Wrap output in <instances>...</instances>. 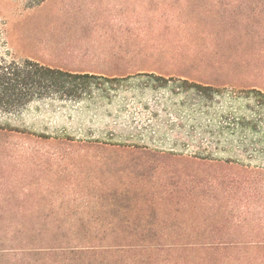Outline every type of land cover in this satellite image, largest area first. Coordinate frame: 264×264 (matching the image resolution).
Masks as SVG:
<instances>
[{"label": "rangeland", "instance_id": "1", "mask_svg": "<svg viewBox=\"0 0 264 264\" xmlns=\"http://www.w3.org/2000/svg\"><path fill=\"white\" fill-rule=\"evenodd\" d=\"M5 53L95 77L0 115V264H264V0H0Z\"/></svg>", "mask_w": 264, "mask_h": 264}, {"label": "trees", "instance_id": "2", "mask_svg": "<svg viewBox=\"0 0 264 264\" xmlns=\"http://www.w3.org/2000/svg\"><path fill=\"white\" fill-rule=\"evenodd\" d=\"M94 77L47 66L29 58L0 54V115L17 112L39 99H82ZM1 128L4 127L0 125Z\"/></svg>", "mask_w": 264, "mask_h": 264}, {"label": "crops", "instance_id": "3", "mask_svg": "<svg viewBox=\"0 0 264 264\" xmlns=\"http://www.w3.org/2000/svg\"><path fill=\"white\" fill-rule=\"evenodd\" d=\"M89 1L92 2V3H95V1H96V3H100V0H89ZM46 29L48 31H66L68 28H64L63 29L61 27L56 26V24L55 25L54 24L53 25L47 24ZM74 29L77 30L79 28L77 27V28H74ZM91 30H93V31H109V29H104V28H91Z\"/></svg>", "mask_w": 264, "mask_h": 264}]
</instances>
